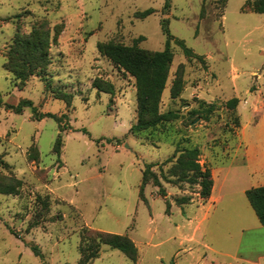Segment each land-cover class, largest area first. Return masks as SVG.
<instances>
[{
	"label": "rangeland",
	"instance_id": "374dc122",
	"mask_svg": "<svg viewBox=\"0 0 264 264\" xmlns=\"http://www.w3.org/2000/svg\"><path fill=\"white\" fill-rule=\"evenodd\" d=\"M253 1L0 0V264L236 263L218 252L234 253L241 229L221 224L230 215L209 209L178 159L197 148L201 165L226 160L238 110L242 125L262 123L264 14L250 10ZM165 20L173 62L157 108L144 112L137 79L99 46L161 52ZM27 41L48 53L34 72L24 61L40 53ZM234 98L239 108L228 109ZM23 100L61 123L8 108ZM147 165L165 198L153 180L142 185ZM106 235L130 238L137 260L103 243Z\"/></svg>",
	"mask_w": 264,
	"mask_h": 264
},
{
	"label": "trees",
	"instance_id": "16d2710c",
	"mask_svg": "<svg viewBox=\"0 0 264 264\" xmlns=\"http://www.w3.org/2000/svg\"><path fill=\"white\" fill-rule=\"evenodd\" d=\"M248 5H250V10L253 12L257 14H264V0H254ZM153 12V9L146 10L141 14V17H148ZM166 25L167 20L164 21V31L167 35V42L165 49L161 52H149L142 49H137L135 47H126L113 44L99 46V51L103 56L107 57L114 65L130 73L137 79L139 105L144 112L148 111L150 105H154L155 109L157 108L167 83L170 66L173 62V52L171 50V40L173 37ZM178 44L183 48L184 53L188 58L197 57L192 49H189L185 46L183 41H178ZM23 46L28 49L33 47L35 52L40 53L38 63L35 62V59H26L24 61L29 69L34 72L38 68H42V64L48 56L47 52L44 53L42 51V45L34 46L32 42L27 41L24 42ZM25 57H29L28 52H26ZM93 87L103 92H111L112 90V87L104 88L102 82L98 80L93 83ZM0 105H2L1 96ZM238 105L239 100L237 98L231 99L227 102V107L231 110H235ZM27 107H31L33 109V114L37 121H41L45 117H52L58 123H61L60 119H57V117L51 114L38 113L37 109L34 108L33 104L28 100L21 101L17 106H8L9 109H12L17 114L22 113ZM211 108V110H213V107ZM171 116V113L164 114L148 122L143 121L140 125H142L143 128L155 127L163 121H166ZM59 143L60 142L58 141L56 146V153L58 156L60 155ZM180 153L181 154L178 159V164L184 169H187L193 173L196 183L201 188L200 196L204 200L209 199L212 193L214 182L210 167L201 165L199 163L200 150L197 148L185 149L180 151ZM149 180H153L155 186L159 189V195L165 198L167 196L165 189L163 188V185L157 175L152 172L151 165L146 166V170L143 173L142 185L144 186ZM189 183H191V181ZM247 197L251 206L255 210L260 223L264 226V186L248 190ZM176 203L179 206H183L188 203V199H177ZM167 204L170 208V203L168 201ZM103 243L121 251L133 262L137 260L138 250L130 238L120 235H106L103 237ZM32 251L37 256L41 254L38 247H32ZM83 264H85V262Z\"/></svg>",
	"mask_w": 264,
	"mask_h": 264
},
{
	"label": "crops",
	"instance_id": "0c3cea01",
	"mask_svg": "<svg viewBox=\"0 0 264 264\" xmlns=\"http://www.w3.org/2000/svg\"><path fill=\"white\" fill-rule=\"evenodd\" d=\"M261 111L264 115V103ZM238 115L240 125L234 135L237 144L230 143L227 150L222 149L220 157L226 160L208 166L214 184L205 203L209 209L221 207L225 217L230 215L222 225L241 229L234 253H218L230 257L235 264H264V226L247 197L248 190L264 186V118L261 124L256 121L242 125L239 110ZM248 126L253 130L249 134Z\"/></svg>",
	"mask_w": 264,
	"mask_h": 264
}]
</instances>
